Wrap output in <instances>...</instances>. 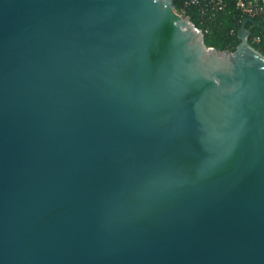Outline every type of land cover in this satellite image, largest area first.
<instances>
[{
	"label": "water",
	"instance_id": "1",
	"mask_svg": "<svg viewBox=\"0 0 264 264\" xmlns=\"http://www.w3.org/2000/svg\"><path fill=\"white\" fill-rule=\"evenodd\" d=\"M247 22L217 50L172 0H0V264H264Z\"/></svg>",
	"mask_w": 264,
	"mask_h": 264
},
{
	"label": "trees",
	"instance_id": "2",
	"mask_svg": "<svg viewBox=\"0 0 264 264\" xmlns=\"http://www.w3.org/2000/svg\"><path fill=\"white\" fill-rule=\"evenodd\" d=\"M172 1L173 8L183 12L203 32L206 46L217 50L234 51L236 49L240 42L237 32L246 17L235 9L233 1H230L224 11L215 14L202 13L195 7H187L181 0ZM254 21L259 26L252 22L245 24V29L250 33L247 43L264 56V40L261 38L264 26L257 19Z\"/></svg>",
	"mask_w": 264,
	"mask_h": 264
},
{
	"label": "built area",
	"instance_id": "3",
	"mask_svg": "<svg viewBox=\"0 0 264 264\" xmlns=\"http://www.w3.org/2000/svg\"><path fill=\"white\" fill-rule=\"evenodd\" d=\"M187 7H195L200 12H209L212 14L222 12L226 9L230 1L234 2L235 9L247 19L253 21L259 20L264 26V0H181ZM259 26V25H258ZM264 40V30L262 37Z\"/></svg>",
	"mask_w": 264,
	"mask_h": 264
},
{
	"label": "rangeland",
	"instance_id": "4",
	"mask_svg": "<svg viewBox=\"0 0 264 264\" xmlns=\"http://www.w3.org/2000/svg\"><path fill=\"white\" fill-rule=\"evenodd\" d=\"M174 10H175V9H174ZM175 11H176L178 14L185 16L183 12H181V11H177V10H175Z\"/></svg>",
	"mask_w": 264,
	"mask_h": 264
}]
</instances>
